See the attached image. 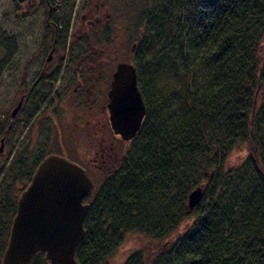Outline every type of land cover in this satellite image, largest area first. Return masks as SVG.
<instances>
[{
  "label": "trees",
  "instance_id": "obj_1",
  "mask_svg": "<svg viewBox=\"0 0 264 264\" xmlns=\"http://www.w3.org/2000/svg\"><path fill=\"white\" fill-rule=\"evenodd\" d=\"M142 15L132 58L147 114L121 161L95 182L76 259L110 264L134 234L166 244L122 264H264V0H155ZM3 116L0 145L12 132ZM42 150L7 173L0 264L15 186L34 175ZM28 264L47 263L39 254Z\"/></svg>",
  "mask_w": 264,
  "mask_h": 264
},
{
  "label": "flooded vegetation",
  "instance_id": "obj_2",
  "mask_svg": "<svg viewBox=\"0 0 264 264\" xmlns=\"http://www.w3.org/2000/svg\"><path fill=\"white\" fill-rule=\"evenodd\" d=\"M110 1L111 0H82L81 2L80 0L13 1L15 2V6L21 9L20 12H22L23 17L36 13L43 14L45 17L44 29L52 30L54 33V38L52 37V40L48 38L52 35L51 33L45 34V43L43 41L45 50L43 49V53L38 56L39 59L36 62L37 65H34L32 79L23 86L24 93L26 94L23 95L21 99L19 98L18 101V103L22 102L21 108L15 117H12L11 111L10 117L12 120L8 118V127L12 132H15L17 126H20L24 129L25 134H30L32 149L37 145L33 143L31 137L33 130H35L36 135L39 136L40 141L41 139H55L57 133L58 136L62 133L60 126L64 123L65 118L69 116L68 113L72 112V110L74 113H70V116L78 112L75 119L78 124L79 117L81 118L82 127H84V125L94 126L102 122L103 125L100 128L102 131L92 132L91 140L96 141V138H98L101 143L108 140L106 133H103V131L112 130L106 113V96L110 89L113 73L118 64L124 62L121 61L116 63L112 70L111 63L108 61L110 59H107L104 55L107 43H109V36L117 31L116 18L111 13L112 8ZM72 32L75 35L77 34L83 37V42L75 39V41L80 42L78 46L84 51L83 53H68L71 45L72 47L70 50L75 49V41L73 42ZM140 34L138 37L141 36ZM115 35L113 36L115 37ZM66 36L67 42L64 46L63 43ZM70 40H72L71 44ZM47 41H49L48 45ZM58 41H60V43ZM90 44L94 48H97L98 52L97 50L91 52V50L87 48ZM135 48L136 43H133L128 61L131 64H133L132 53ZM35 110L37 112L33 115ZM25 112L26 116H24L18 124V119L16 120V118L23 113L25 114ZM3 117H5V115ZM74 131L75 129H71V143L75 142L74 138L76 134ZM94 134H96L97 137H95ZM116 139L125 143V141L119 137H116ZM2 144L3 152L0 154V158L5 150L4 139H2ZM45 144L46 146L43 144L41 147L38 145V148H46L44 151L47 149L51 150L47 143ZM92 150L94 149H91L90 152ZM106 150H108L107 153L102 156L100 160L102 166L99 167L100 169L103 168L102 171H104L105 174L115 168V165L121 161L124 155L118 158L117 155H114L115 158L110 160L113 156L111 154V152L113 153L112 145H106ZM46 153L64 155L82 166L93 180V169L89 166L81 164L69 155L60 153L54 149H52L51 152L46 151ZM32 177L18 189L21 191L26 188L32 180ZM85 201H90V195Z\"/></svg>",
  "mask_w": 264,
  "mask_h": 264
},
{
  "label": "rangeland",
  "instance_id": "obj_3",
  "mask_svg": "<svg viewBox=\"0 0 264 264\" xmlns=\"http://www.w3.org/2000/svg\"><path fill=\"white\" fill-rule=\"evenodd\" d=\"M81 1L82 0H80V2ZM154 2L155 0L110 1L112 8L111 13L116 18L117 31L115 32L116 35L114 33L109 36V43H107L104 55L107 59H110L108 61L111 63L112 70L116 63L129 61L131 47L133 43L137 42L138 35L141 32L142 14H145L147 9H149L150 5L152 6ZM20 10L21 9L15 6L13 0H0V115L3 114L5 118L7 117L11 120V111L18 105L20 94H24L23 86L32 79L34 65L39 59L38 56L45 50V45L43 44V41L45 43L46 39L45 34L51 33L52 35L48 38L51 40L52 37L54 38L52 30L44 29L45 17L43 14L36 13L23 17ZM113 35H115V37ZM72 36L73 42L75 39L83 42V37L77 34L75 35L73 32ZM71 41L72 40H70V44ZM79 41H75L74 50H70L72 45L70 46L68 53L79 54L84 52L78 46V43H80ZM48 42L49 41H47V45ZM87 48L91 50V52L97 50V48H94L91 44L87 46ZM70 113L73 114V110ZM70 113H68L69 116L65 118L64 123L60 126L62 133H60L59 136L57 133V139H41L40 141L39 136H37L35 130H33L31 137L33 143L37 144L33 149L30 143V134H25L24 129L17 126L16 131L13 133L11 132L7 141L4 142V154L0 158L1 198H4L6 187L12 184L13 175H7L11 169L10 165L21 160L27 164V166H30L32 161L43 151L38 148V145L40 147L43 146V144L46 146L45 143H47L51 150L47 149L46 151L51 152L52 149H54L55 151L69 155L81 164L89 166L93 169L92 178L96 183L105 176V172L102 171L103 168L100 169L99 167L102 166V163H100L102 156L108 151L106 150V145H112L113 148V153L111 152L113 156L110 160H113L116 155L118 158L125 153L128 143L118 141L116 139L117 136L114 135L112 130L103 131V133H106L108 139L106 142L101 143L98 138H96V141L91 140L94 132L102 131L100 130L103 125L102 122L94 126L84 125V127H82L81 118L79 117L78 124L75 119L78 112H75L72 116H70ZM24 116H26V112L16 118V120L18 119V124ZM71 129H75L74 132L76 136L74 138V143L70 142ZM94 135L97 137L96 134ZM91 149L94 150L90 152ZM245 156V148L239 151L237 150L233 153L230 161L232 164H239ZM19 187L20 186L16 185L14 191ZM165 244L166 243L163 241H154L134 234L129 235L111 259L110 264H122L125 258L136 250H142L147 258H152Z\"/></svg>",
  "mask_w": 264,
  "mask_h": 264
},
{
  "label": "water",
  "instance_id": "obj_4",
  "mask_svg": "<svg viewBox=\"0 0 264 264\" xmlns=\"http://www.w3.org/2000/svg\"><path fill=\"white\" fill-rule=\"evenodd\" d=\"M21 104L12 111V117ZM106 109L114 135L130 143L147 114L133 64H118ZM95 189L96 184L82 166L63 155L46 156L18 196L1 264H27L39 254L47 264H79L76 252L85 236L84 221L90 208L85 199ZM203 193L202 186L194 189L187 206L196 208Z\"/></svg>",
  "mask_w": 264,
  "mask_h": 264
},
{
  "label": "bare ground",
  "instance_id": "obj_5",
  "mask_svg": "<svg viewBox=\"0 0 264 264\" xmlns=\"http://www.w3.org/2000/svg\"><path fill=\"white\" fill-rule=\"evenodd\" d=\"M58 42L60 43V41H58ZM25 94H26V93H24L23 95H25ZM23 95L20 94V97H19V98L21 99V97H22ZM2 115H3V114H2ZM2 115H0V117H1ZM57 155H58V154H57ZM47 156H48V155H47ZM45 157H46V156H45ZM45 157H44V158H45ZM44 158H43V159H44ZM43 159H42V160H43ZM42 160H41V161H42ZM41 161L39 162V164L41 163ZM39 164H38V166H39ZM38 166H37V167H38ZM37 167H36V169H37ZM36 169H35V171H36ZM35 171H34V172H35ZM86 173H87V172H86ZM88 176H89V175H88ZM24 189H25V188H24ZM24 189H22V190L20 191V193H21ZM4 252H5V250L2 252V257H3V255H4ZM1 261H2V258H1ZM27 264H28V263H27Z\"/></svg>",
  "mask_w": 264,
  "mask_h": 264
}]
</instances>
